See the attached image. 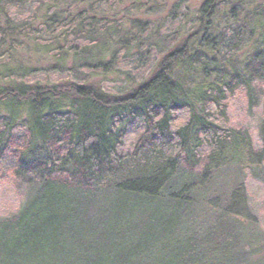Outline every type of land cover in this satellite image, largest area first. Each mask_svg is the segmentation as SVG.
Segmentation results:
<instances>
[{"label":"trees","instance_id":"obj_1","mask_svg":"<svg viewBox=\"0 0 264 264\" xmlns=\"http://www.w3.org/2000/svg\"><path fill=\"white\" fill-rule=\"evenodd\" d=\"M153 1L0 0V160L19 152V170L39 182L18 216L0 221V264L259 263L238 217L243 186L225 199L209 190L228 167L264 181V126L254 150L227 119L236 90L251 101L253 84L264 85V0H203L179 16L180 0L172 11L181 26L152 60L160 29L123 28ZM26 51L53 64L31 66ZM122 60L152 66L135 81ZM112 72L123 78L117 92L92 81ZM40 73L68 77L28 80ZM128 127L140 135L125 152ZM104 204L105 235L93 224Z\"/></svg>","mask_w":264,"mask_h":264},{"label":"rangeland","instance_id":"obj_2","mask_svg":"<svg viewBox=\"0 0 264 264\" xmlns=\"http://www.w3.org/2000/svg\"><path fill=\"white\" fill-rule=\"evenodd\" d=\"M180 0H155L149 3L146 8L150 12H129L126 17V24L123 29H129L130 23L133 21H148L151 23V27L160 29L158 40L156 45H152L151 57L149 59L154 60L157 56V52L164 49L165 42L163 38L166 36H172L175 31L179 30L181 21L179 19L173 20V8ZM182 6L177 9L175 14L186 15L187 13L193 14L197 10L203 0H181ZM144 2V1H143ZM127 1L120 5L115 12H110L108 18L112 20H119L123 15L121 11L125 10ZM145 3V2H144ZM180 4V2H179ZM23 11H19L18 13ZM188 21V18H187ZM153 25V26H152ZM189 26V25H188ZM250 51V46L242 49L237 55L247 54ZM27 57L24 61L31 66H46L52 63V58L49 56H40L33 52L27 53ZM127 60V59H126ZM122 60V64L119 65V69H126L130 71L131 79L139 81L149 72L152 64L148 63L143 65L139 69H135L134 65H129L130 61ZM133 62V60H131ZM96 75L97 73H89ZM79 76V75H77ZM67 74H43L40 73L35 76H31L28 80L31 82L45 83H58L63 82L67 78ZM91 79V78H90ZM122 76L118 73L112 72L106 76H95L92 81H96L101 86L110 92H117L121 86ZM128 82H133V81ZM254 94L251 101L248 100L243 90L238 89L235 91L227 102V119L230 126L245 131L252 142L254 150H260L262 146V138L260 136V129L264 126V85L262 82L254 83ZM181 123H177L179 126ZM24 130L17 128L14 130V134L17 136V145H21L25 139ZM140 133L135 132L131 127H128L122 150L125 152L131 151L134 143L139 137ZM19 152L8 150L3 152L0 160V221L6 219H14L18 216L20 210L30 200L34 192L38 188V179L33 175L19 170ZM264 166V164H263ZM260 177H264V172L257 173ZM243 186L244 190V202L243 212L238 217L246 222L249 226L248 232L254 237V243H251L254 249L256 245L259 247L260 255L259 263L264 264V181L256 177L248 167L235 168L228 167L222 169L218 176L213 180L209 196H215L219 199H225L232 190ZM103 214L96 218L93 222L98 233L109 234L108 227L111 224V218L109 212L111 211V204H104L102 207ZM244 245V244H243ZM246 245V244H245ZM246 250H249L248 245ZM53 262V261H50ZM257 262L256 258H245L241 264H254ZM58 263V261H57Z\"/></svg>","mask_w":264,"mask_h":264}]
</instances>
